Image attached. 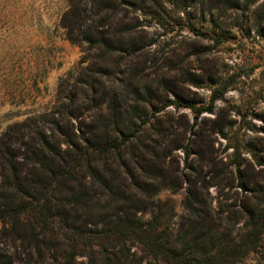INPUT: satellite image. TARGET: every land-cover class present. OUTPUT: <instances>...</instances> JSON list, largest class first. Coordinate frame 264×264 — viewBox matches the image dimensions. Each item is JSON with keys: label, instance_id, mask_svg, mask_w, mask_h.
<instances>
[{"label": "rangeland", "instance_id": "374dc122", "mask_svg": "<svg viewBox=\"0 0 264 264\" xmlns=\"http://www.w3.org/2000/svg\"><path fill=\"white\" fill-rule=\"evenodd\" d=\"M6 13L0 135L8 127L23 135L42 132L51 149L71 155L83 150L86 132L99 131L112 108L127 117L124 131L135 133L121 153L90 157L105 184L79 171L91 197L78 212L80 225L107 226L121 208L109 205L110 194L134 192L136 180L157 188L143 220L161 213L172 243L185 229L188 191L206 207L207 228L235 238L243 233L244 206L264 203V0H143L141 7L119 10L96 0H10ZM102 37L123 46L104 51L97 45ZM109 130V140L119 141L115 127ZM230 147L239 155L245 191L230 167ZM10 150L27 176L29 150L22 144ZM3 168L0 163L4 188L10 182ZM8 230L0 221V258L84 261L81 250L69 255L55 226L38 249ZM108 251L130 264L149 262L129 241ZM237 264H264V229Z\"/></svg>", "mask_w": 264, "mask_h": 264}, {"label": "trees", "instance_id": "16d2710c", "mask_svg": "<svg viewBox=\"0 0 264 264\" xmlns=\"http://www.w3.org/2000/svg\"><path fill=\"white\" fill-rule=\"evenodd\" d=\"M96 1L103 9L115 10L132 8L137 3L141 7L143 3V0ZM9 2L0 0L1 26L5 23L3 20L7 17ZM97 45L104 51L119 50L123 46L119 44L115 47L106 37H102ZM185 107L197 115L202 113L195 106ZM134 112L132 107L128 116ZM205 112L211 113V108ZM107 120L99 131H87L86 146L83 150H74L71 155L67 154V150L61 151L60 147L51 149L48 138L42 132H38L37 136L30 132L23 135L13 127H8L0 135V163L4 167V174L7 171L10 182L8 187H0V221L9 225L7 232L13 239L21 238L38 249L42 238L52 235L54 226L57 227L70 251L69 255L74 257L76 251L81 250L85 258L83 262L77 261V258L54 259V264H130L129 258H117L108 251L128 241L137 244L149 257V262L145 264H237L256 248L264 229L262 201L244 206L243 233L235 238L229 231L219 232L214 227L207 228L206 207L201 198L188 191L184 200L187 214L185 229L177 242L172 243L169 229L162 223L161 213H156L150 220H143L142 214L150 206L151 198L157 191L154 185L146 181L135 180L134 192L118 191L110 194L109 205L121 208L103 229L96 226L91 228V222L80 225L78 212L88 208L91 197L87 187L77 178L79 171L83 169L93 180L105 184L97 170L91 166L90 157L111 151L121 153L125 145L136 137L135 133L124 131L122 127H126L124 123L127 117L119 118L113 108ZM110 127H115L114 135L119 141L109 140ZM12 144L25 145L29 150L24 156L29 165L27 176L15 166L19 156L10 150ZM142 148L145 150L148 146ZM231 149L234 153L230 167L238 188L245 191L241 184L239 155L235 148ZM106 189L111 192L109 186ZM38 227L40 230H37ZM16 263L15 258H0V264Z\"/></svg>", "mask_w": 264, "mask_h": 264}]
</instances>
